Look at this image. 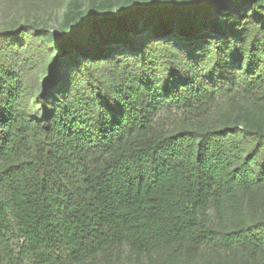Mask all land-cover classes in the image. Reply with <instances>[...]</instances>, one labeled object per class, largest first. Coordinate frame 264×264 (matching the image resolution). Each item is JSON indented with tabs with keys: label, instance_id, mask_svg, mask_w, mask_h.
<instances>
[{
	"label": "trees",
	"instance_id": "trees-1",
	"mask_svg": "<svg viewBox=\"0 0 264 264\" xmlns=\"http://www.w3.org/2000/svg\"><path fill=\"white\" fill-rule=\"evenodd\" d=\"M44 1L0 0V264H264V0Z\"/></svg>",
	"mask_w": 264,
	"mask_h": 264
},
{
	"label": "rangeland",
	"instance_id": "rangeland-1",
	"mask_svg": "<svg viewBox=\"0 0 264 264\" xmlns=\"http://www.w3.org/2000/svg\"><path fill=\"white\" fill-rule=\"evenodd\" d=\"M73 0H45L44 2L48 5H51L50 7H53V10L57 12L58 14H63L64 11L67 9V5L69 2ZM50 28L55 29L56 25L54 22L50 23ZM208 256V255H206ZM205 260V257H203V261Z\"/></svg>",
	"mask_w": 264,
	"mask_h": 264
}]
</instances>
